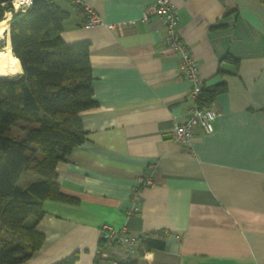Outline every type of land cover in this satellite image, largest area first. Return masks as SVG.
Returning <instances> with one entry per match:
<instances>
[{
	"label": "crops",
	"instance_id": "crops-1",
	"mask_svg": "<svg viewBox=\"0 0 264 264\" xmlns=\"http://www.w3.org/2000/svg\"><path fill=\"white\" fill-rule=\"evenodd\" d=\"M150 1L55 0L68 14L62 39L88 42L96 104L79 113L83 142L55 166L56 183L72 201H43L35 227L42 241L22 264H51L74 252V264H264V7L170 0L203 85L226 86L211 103L213 131L197 126L181 144L172 130L193 105L190 83L164 46L163 20L140 21ZM86 7L100 25L82 26ZM4 34L10 48L8 27ZM17 64L18 73L0 77L20 76ZM151 165L155 183L140 189L139 211L128 214L134 180ZM103 225L160 237L163 247L100 255Z\"/></svg>",
	"mask_w": 264,
	"mask_h": 264
},
{
	"label": "trees",
	"instance_id": "trees-1",
	"mask_svg": "<svg viewBox=\"0 0 264 264\" xmlns=\"http://www.w3.org/2000/svg\"><path fill=\"white\" fill-rule=\"evenodd\" d=\"M12 1L0 0V20ZM255 2L264 7V0ZM67 17L55 0H32L13 14L10 48L0 49L12 53L22 69L16 78H0V264H22L39 248L42 234L35 227L45 199L72 201L56 183L55 166L83 142L79 113L96 102L88 42L61 37ZM225 90L222 81L203 85L194 103L207 108ZM28 172L32 178L20 184ZM137 243L146 250L164 244L152 236L138 237ZM76 258L74 252L51 264H74Z\"/></svg>",
	"mask_w": 264,
	"mask_h": 264
},
{
	"label": "built area",
	"instance_id": "built-area-1",
	"mask_svg": "<svg viewBox=\"0 0 264 264\" xmlns=\"http://www.w3.org/2000/svg\"><path fill=\"white\" fill-rule=\"evenodd\" d=\"M31 1L19 0L18 5L13 3L14 12L25 11L30 6ZM72 2L80 5V0H72ZM85 13L86 20L82 22L84 28L102 23L101 19L91 9L86 7ZM153 15H157L163 20L164 46L175 57L179 76L190 83L188 97L193 101V105L188 111V116L183 121L175 123L172 130V138L175 142L187 144L193 136L195 127H200L205 133L213 131V122L218 113L211 105L200 109L194 103L203 87V82L199 77L197 60L177 31L179 19L176 8L170 0H151L144 8L140 21L146 22ZM155 172V165H151L149 171H145L135 178L131 187L132 206L128 214L139 211V191L142 187L152 186L155 183ZM115 247L123 248L127 254H133L138 249L137 237L127 233L123 227L115 228L110 225H103L99 238V254L104 255L105 249ZM112 264L116 263L112 262Z\"/></svg>",
	"mask_w": 264,
	"mask_h": 264
},
{
	"label": "bare ground",
	"instance_id": "bare-ground-1",
	"mask_svg": "<svg viewBox=\"0 0 264 264\" xmlns=\"http://www.w3.org/2000/svg\"><path fill=\"white\" fill-rule=\"evenodd\" d=\"M12 2H14L15 5H18L19 0H13ZM9 20H10L9 14L5 15L0 20V40H2L5 36L4 33L8 27ZM17 62L18 61H16L15 63V61H13L11 56L8 55L7 53L0 54V75H8V74L15 75L17 70L19 69Z\"/></svg>",
	"mask_w": 264,
	"mask_h": 264
},
{
	"label": "rangeland",
	"instance_id": "rangeland-1",
	"mask_svg": "<svg viewBox=\"0 0 264 264\" xmlns=\"http://www.w3.org/2000/svg\"><path fill=\"white\" fill-rule=\"evenodd\" d=\"M13 3L14 2H11V6H12V10H10L11 12H13V14H15V12H14V8H13ZM9 11V12H10ZM7 12V11H6ZM13 16V15H12ZM5 45H6V37L4 36V38L2 39V40H0V49H5ZM1 52V51H0ZM16 78V77H15ZM30 178H32V175H31V173H27L26 175H23L21 178H20V180H19V182H20V184H24V182L26 181V180H28V179H30ZM31 220H32V217H29L28 219H27V224H29V222H31Z\"/></svg>",
	"mask_w": 264,
	"mask_h": 264
},
{
	"label": "water",
	"instance_id": "water-1",
	"mask_svg": "<svg viewBox=\"0 0 264 264\" xmlns=\"http://www.w3.org/2000/svg\"><path fill=\"white\" fill-rule=\"evenodd\" d=\"M15 77H18V76L16 75V76H13V77H0V78H15Z\"/></svg>",
	"mask_w": 264,
	"mask_h": 264
}]
</instances>
